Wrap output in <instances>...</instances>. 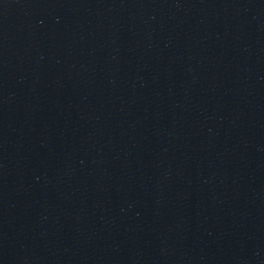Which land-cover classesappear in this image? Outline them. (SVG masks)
Instances as JSON below:
<instances>
[{"label": "water", "instance_id": "95a60500", "mask_svg": "<svg viewBox=\"0 0 264 264\" xmlns=\"http://www.w3.org/2000/svg\"><path fill=\"white\" fill-rule=\"evenodd\" d=\"M0 264H264V0H0Z\"/></svg>", "mask_w": 264, "mask_h": 264}]
</instances>
